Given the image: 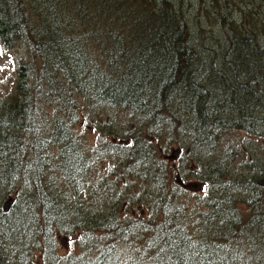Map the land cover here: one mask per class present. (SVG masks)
Wrapping results in <instances>:
<instances>
[{
    "label": "trees",
    "instance_id": "1",
    "mask_svg": "<svg viewBox=\"0 0 264 264\" xmlns=\"http://www.w3.org/2000/svg\"><path fill=\"white\" fill-rule=\"evenodd\" d=\"M0 46V264H264V0H0Z\"/></svg>",
    "mask_w": 264,
    "mask_h": 264
},
{
    "label": "rangeland",
    "instance_id": "2",
    "mask_svg": "<svg viewBox=\"0 0 264 264\" xmlns=\"http://www.w3.org/2000/svg\"><path fill=\"white\" fill-rule=\"evenodd\" d=\"M19 58L25 62L28 61V55L25 49H20L19 51L16 49L14 52H12L3 49L0 46V98L1 99L5 98L15 85L16 61ZM121 117H122V123L123 125H125L129 115L126 114ZM82 126L83 127L81 129L85 131L86 134L89 135L87 140L90 139L92 141H95V138H97L98 134L97 132H95L92 123L84 120ZM255 138L258 137L254 135L253 138L237 131L229 132L224 138V140L221 142L220 144L221 146H219L220 149L218 151V155L213 157L214 164L212 165V167L214 169H212V171L217 172L216 166L221 164L224 165L227 169L229 167L232 168L230 166V156L232 150H237L238 148H242L243 145H252V142L256 143ZM226 150H229L227 155L224 153ZM262 157L264 158V153H262ZM245 159L247 160V158H245L244 156L238 158L236 165L239 166L241 163H244ZM177 165L179 168L180 167L179 163ZM107 167L108 164L105 163L103 165V169ZM184 167L187 168L189 167V165L184 164ZM184 183L190 186V188L188 187L190 190H188V193H186L184 203L188 205L189 212L195 211L197 210L195 204L198 202V197L199 196L203 197V195L205 194L204 185L200 180H195V179L184 180ZM201 208L202 211H204V208L202 206ZM69 246L70 243L68 241L64 240L63 237L59 238L58 247L60 250V254H64L67 250H69Z\"/></svg>",
    "mask_w": 264,
    "mask_h": 264
},
{
    "label": "water",
    "instance_id": "3",
    "mask_svg": "<svg viewBox=\"0 0 264 264\" xmlns=\"http://www.w3.org/2000/svg\"><path fill=\"white\" fill-rule=\"evenodd\" d=\"M180 152V149H175V150H172V153L170 154V156L167 157V159L169 160H173L177 157V155L179 154ZM259 185H263L264 184V180H260L258 182ZM11 202H12V199H8L5 203H4V210H9V207L11 205Z\"/></svg>",
    "mask_w": 264,
    "mask_h": 264
},
{
    "label": "flooded vegetation",
    "instance_id": "4",
    "mask_svg": "<svg viewBox=\"0 0 264 264\" xmlns=\"http://www.w3.org/2000/svg\"><path fill=\"white\" fill-rule=\"evenodd\" d=\"M178 156H179V155H177V157H176L174 160H176V159L178 158Z\"/></svg>",
    "mask_w": 264,
    "mask_h": 264
}]
</instances>
